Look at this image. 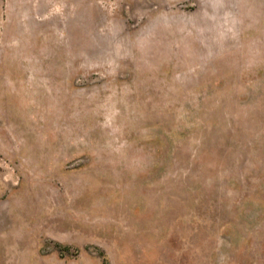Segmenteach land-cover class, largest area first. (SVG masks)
Listing matches in <instances>:
<instances>
[{"label": "rangeland", "instance_id": "obj_1", "mask_svg": "<svg viewBox=\"0 0 264 264\" xmlns=\"http://www.w3.org/2000/svg\"><path fill=\"white\" fill-rule=\"evenodd\" d=\"M0 264H264V0H0Z\"/></svg>", "mask_w": 264, "mask_h": 264}]
</instances>
